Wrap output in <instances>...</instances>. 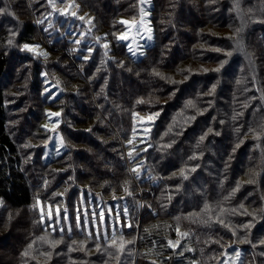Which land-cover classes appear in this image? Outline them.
I'll list each match as a JSON object with an SVG mask.
<instances>
[{
	"label": "trees",
	"instance_id": "trees-1",
	"mask_svg": "<svg viewBox=\"0 0 264 264\" xmlns=\"http://www.w3.org/2000/svg\"><path fill=\"white\" fill-rule=\"evenodd\" d=\"M1 1L4 18L18 19L0 26V242L21 235L0 264H20L41 234L36 198L58 204L78 188L124 197L134 218L136 256L124 261L110 243L90 264H264V0H245L241 11L233 0H150L153 42L139 59L117 36L123 19L140 17V0H57L58 12L94 16L93 34L108 44L73 42V56L68 37L50 43L41 30L54 12L48 0ZM41 40L59 62L71 54L72 79L21 51ZM43 71L66 82L54 101ZM46 107L61 110L66 147L47 159ZM139 116L153 117L146 129ZM180 230L181 243L169 246Z\"/></svg>",
	"mask_w": 264,
	"mask_h": 264
},
{
	"label": "rangeland",
	"instance_id": "rangeland-1",
	"mask_svg": "<svg viewBox=\"0 0 264 264\" xmlns=\"http://www.w3.org/2000/svg\"><path fill=\"white\" fill-rule=\"evenodd\" d=\"M142 9L143 11H141ZM150 9V0H140V17L134 21L125 19L122 20L128 21L129 24H124L123 31L120 32L117 37L119 38L121 35H127L129 37L128 40H119L126 45L128 51L130 46L132 50L137 53L136 55H133L132 52L129 51V54L134 59H139L144 54L146 48L151 45V42H153L152 27L149 20ZM58 13L59 12L56 10H54V12L51 11V13L45 15L42 20H39L41 30L43 31L45 37L49 38L48 40L50 43L55 40H59L64 36L68 37V45H65L64 42L63 47L70 50L72 56L73 42L77 40L83 42L82 46L84 47L98 44L104 48L103 45L107 44V42L101 41L104 39V35L99 36L93 34V32H95V27L94 24L91 23H93L94 16H87V12H84L82 15L77 17L66 19V16L59 15ZM5 14L6 8L0 0V26L4 23L15 24L18 16H14L13 12L8 13L9 20L7 21V19L4 18ZM81 16L85 19L80 20L78 17ZM89 21H91V23H89ZM141 21H143V28L140 29V34L138 35L136 26L139 25ZM148 28H151V33L147 31ZM148 35L152 36L151 41L147 39ZM86 43H90V45H87ZM75 44H77L76 47L80 45V43ZM27 45L29 48L34 50L30 51L22 45L21 51H27L31 55L29 57L33 60V63H36V65H38V63H42L45 66L48 64V67L63 70L64 76L68 77V79H72L73 68H69L66 65L68 64L66 62H70L73 66V57H71V54L69 61L61 59V62H59L56 57L50 54L49 50H46L43 40L38 41V43L36 42ZM84 50L85 49L75 48V58H82L81 54L85 52ZM91 51H93L92 48L89 52ZM70 52L68 51V53ZM140 53L143 54L141 55ZM22 55L26 56L25 54ZM41 60L44 62H41ZM41 76L43 80H46L45 97L48 100L54 101L58 96L66 93V82L62 80L58 82L55 79V74L43 71ZM184 80H187V78L182 79L181 81ZM62 101L65 107L67 106L66 108H70L68 106V101H70V99L64 98ZM45 111L46 116L43 122V127L49 131V138L43 145V152L45 153V159H47L50 155L52 156L54 154L61 153L66 149V147L60 136V131L58 130L61 115H52L53 113H61V110H54L50 107H46ZM137 120L138 127L140 129L147 128L149 124V121H147L148 119L139 116ZM63 199L64 200L58 204L43 202L39 198L35 199L33 205L40 218L41 234L37 233L38 236L36 239L26 244L28 246L25 248L24 252L21 253L20 264H78L77 262L79 261H83V264H90L88 261L95 252H98L99 250H102V253L107 252L113 236L116 237L117 243L115 246L111 247L119 251H121L119 248L121 237L123 238L124 249L121 252L124 255V261H128V259L136 256L137 249L132 248V243L135 238L133 224L134 218L129 211L127 201L124 197L121 199L109 198L108 200L101 198L99 194L93 193L89 189L83 190L82 188H78L77 196L74 199L70 200L67 195H63ZM37 201L40 203L38 204ZM125 207L128 209L127 216L123 214ZM57 208H59V215H57ZM41 210L43 211V219H41ZM50 211L52 217L51 219H49ZM117 212L120 213L119 218H117ZM21 213L22 212L15 211L13 218L20 217ZM77 213H79L80 216L79 227H77ZM65 216L67 217L66 219ZM85 216H87L86 224L84 223ZM7 218H10L9 214ZM128 223L132 226H123ZM61 228L64 229L63 232L60 231ZM16 233H20L21 235V232H14L13 234H10L11 238L9 241L2 243V240L0 242V260L2 258V262L8 258V255L6 254L7 251L13 249L11 248L15 243V237L13 236L14 234L16 235ZM81 233L85 236L80 238L75 237V235H79ZM97 234H99V238H97ZM185 234L186 233L183 231L181 232V230L177 232L176 237L169 241L171 242V244L169 243V246L173 248L176 247L179 242L181 243V239ZM18 237L20 236L18 235ZM88 242H95L96 245L88 249L86 248V244ZM31 243H33V246ZM19 244L23 245V243ZM84 245L86 246L84 247ZM97 245H99V247H97ZM26 251L28 252L27 256L24 255ZM81 258H83V260H81Z\"/></svg>",
	"mask_w": 264,
	"mask_h": 264
},
{
	"label": "snow or ice",
	"instance_id": "snow-or-ice-1",
	"mask_svg": "<svg viewBox=\"0 0 264 264\" xmlns=\"http://www.w3.org/2000/svg\"><path fill=\"white\" fill-rule=\"evenodd\" d=\"M48 2L53 6V9L55 10V4H56L57 0H48ZM59 2L64 3V2H66V0H59ZM244 5H245V0H233V7H234L236 10H238V11L243 10ZM72 6H74V5H69V8L72 7ZM75 6L78 7V5H75ZM257 10H259V11H264V9H257ZM141 11H143V9H142ZM250 11H251V10L249 9V11H248V12H245V14H246V15H249V14H250ZM59 14L62 15V16H68L69 14H70L72 17H76V16H77V13H75V12L69 13V9H61V10H59ZM78 18H79L80 20H84V19H85V18L82 17V16H81V17H78ZM261 22H264V21H261ZM89 23H91V21H89ZM121 23H122V24H126V25L129 24L128 21H121ZM141 28H143V21H141V22L139 23V25L136 26V31H137V34H138V35L140 34V29H141ZM147 31H148L149 33H151V28H148ZM237 31H238V33H239V32H242V31H243V26H242L240 29H238ZM118 39H120V40H128L129 37H128L127 35H121ZM147 39H148L149 41H151V40H152V36H151V35H148ZM242 40H243V36L240 37V41H237V43H238V49H237V50H238V51L240 50V47H239V46H240V42H241ZM75 43H80V41L77 40V41H75ZM103 46H104V48H108V44H104ZM24 47H25L26 49L30 50V51L34 50V49H32V48H29L28 45H24ZM129 51L132 52L133 55H136V54H137L135 51L132 50V48H131L130 46H129ZM106 54H107V53H106ZM140 54L142 55L143 53H140ZM229 55H231V53H229ZM245 55L250 56L251 54L245 52ZM156 75H160V74H159V73H156ZM213 91H214V89H213ZM189 103H190V106H193V107H194V105H191V102H189ZM52 115H53V116H59L60 113H53ZM156 115H159V113H157ZM191 118H192V119H195L194 116L191 117ZM234 118H235V117H234ZM152 119H153L152 116H149V117H148V120H152ZM209 131H212V130L209 129ZM217 134H218V133H217ZM200 140L203 141V140H204V136H201V137H200ZM131 143H132V141H129V144H131ZM128 156H129V158H132V152H129V153H128ZM192 170L195 171V168H193ZM132 172H133L137 177H139V175H140V166H137L136 168H133V169H132ZM186 178H187V177L185 176V179H186ZM125 191H128V189L125 188ZM129 194H131V193H129ZM37 203L39 204L40 202L37 201ZM206 207H207V206H206ZM123 214H124L125 216L128 215V209H127L126 207H125L124 210H123ZM57 215H59V208H57ZM119 216H120V213L117 212V218H119ZM51 218H52V217H51V211H50V212H49V219H51ZM66 218H67V217L65 216V219H66ZM41 219H43V211H42V210H41ZM84 223H85V224L87 223V216H85ZM79 226H80V216H79V213H77V227H79ZM123 226H125V227H131L132 225H131L130 223H128V224H124ZM53 230H55V229H53ZM69 230H70V229H69ZM60 231L63 232L64 229L61 228ZM90 235H91V233H90ZM97 238H99V234H97ZM42 239H43V238H42ZM116 243H117L116 237L113 236L112 239H111V244H110V246H115ZM169 243L171 244V242H169ZM97 247H99V245H97ZM119 248H120L121 251L124 249V243H123V238H122V237H121V241H120ZM24 255L27 256V255H28V252L26 251V252L24 253ZM236 256H237V257L240 256V253H239L238 251L236 252Z\"/></svg>",
	"mask_w": 264,
	"mask_h": 264
}]
</instances>
